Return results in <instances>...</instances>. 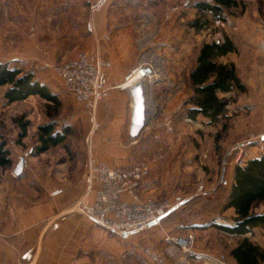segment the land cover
<instances>
[{"label":"rangeland","instance_id":"1","mask_svg":"<svg viewBox=\"0 0 264 264\" xmlns=\"http://www.w3.org/2000/svg\"><path fill=\"white\" fill-rule=\"evenodd\" d=\"M16 1L21 4V11L27 10L28 7L24 4L26 0ZM193 1L195 0H107L98 11L92 13L90 4L82 0L87 8L88 23L91 22L93 26L92 17L107 9L115 18L116 27L125 26L132 31L131 45L136 43L139 46L134 50L137 61L141 63L153 60L159 75L158 81L165 78L166 72L179 74L181 88L190 95L192 91L188 73L196 62L199 49L210 41H218L227 36L234 43L236 51L219 62L233 63L238 78L247 90L245 93L234 91L225 95L228 106L224 117L216 125L207 126L205 120L199 118L194 124L184 121L180 127L179 120L184 119L185 110L182 106L175 118L178 128L173 129L177 131V137L172 135L163 138L153 134L152 137L141 140L139 152L145 155L146 160L133 162L146 165L149 172L144 178V196L147 198L140 190V199L167 205L181 201L160 225L125 238L103 230L104 235L90 237L88 242L81 241L80 247L64 248L65 254H89L97 257L96 264H178L177 253L169 251L170 242L166 239L191 234L194 237L191 247L194 254L190 264H206L205 255L222 257L225 264H235L230 250L242 238L226 236L212 225L234 224L233 212L223 209L233 180V170L240 162L243 164L249 158L264 156V0H239L245 4L244 12L238 14L241 9H237L235 13L238 15L232 19L231 26L224 24L221 27L214 23L202 32L190 30L186 26L196 17L192 8ZM37 2L38 0L29 1L33 6L31 9L38 11L41 8ZM0 13L10 19V0H0ZM35 32V26H30L27 31L29 41L35 38ZM165 41L169 45L163 46ZM110 42L111 33L108 31L104 35L94 36V52L99 50L104 60H107ZM61 57H45V60H49L45 64L31 61L23 65L25 71L32 72L36 79L58 97L61 103L59 108L36 96L17 104L2 105L1 93L4 88L0 90V137L6 140L14 158L10 169H0L1 175L7 171L10 178H17L14 167L20 159L25 158L28 163V159L35 155L33 151L37 142V128L48 121L55 122L59 132H63L65 127L72 132L63 145L49 150L54 153L55 158H58L57 151L68 152L72 142H76L80 136L85 146V140L92 129L89 115L82 105L79 104V107L72 101L52 71L53 66L62 63ZM151 116L149 114L147 117L148 125L154 122ZM20 119L30 125L26 139L17 146ZM98 124L101 127L105 122L98 121ZM94 138L93 134V145ZM24 141L26 144H23ZM125 144L126 148L137 153L130 141L127 140ZM29 150L32 151L31 154H28ZM239 154L240 160L236 162ZM152 157L156 159L147 161ZM255 213L264 214V203L257 206ZM66 216H71L78 222L89 221L78 213H70L50 218L48 224L51 226V221H55L59 225L65 222ZM94 226L99 227L96 224ZM246 235L253 244L264 250V228L258 227ZM103 253H111L113 256L110 259L108 256L104 257Z\"/></svg>","mask_w":264,"mask_h":264},{"label":"crops","instance_id":"2","mask_svg":"<svg viewBox=\"0 0 264 264\" xmlns=\"http://www.w3.org/2000/svg\"><path fill=\"white\" fill-rule=\"evenodd\" d=\"M29 1L24 3L28 8L23 12L19 2L10 0V19L0 13V64L7 62L15 67H23L31 61L45 64L50 56H62L61 62L68 61L80 52H94V36L111 33V48L107 54L111 62L108 71L111 89L106 100L98 104L96 113L97 120L105 124L94 133L93 152L99 162L112 167L130 166L135 160H146L139 152L141 140L153 134L163 138L178 136L177 131H173L178 128L175 118L190 94L181 88V76L173 71L166 72L163 80L150 86L141 81L146 124L137 139L128 135L133 105L128 88L122 86L139 63L134 52L139 46L131 45L130 28L116 27L115 18L104 9L92 17L94 34L87 33L89 19L82 0H38L41 7L38 11L31 9ZM33 25L35 38L29 41L27 31ZM164 45L169 43L165 41ZM45 57L48 58L45 60ZM149 114L154 121L150 125ZM184 121L179 120L180 127ZM82 140L80 136L72 142L68 152L57 151L58 158L50 149L47 153L35 154L17 178H10L7 171L2 175L0 172V264H96L95 256L65 254L63 249L80 247L81 241L104 235V229L89 221L78 222L71 216H66L56 230L48 224L50 218L70 214L69 210L85 193L83 163L87 151ZM127 140L131 147H136L137 153L126 148ZM153 159L156 157L147 161ZM145 182L141 183L143 196ZM228 210L236 217L234 209ZM24 254L26 258L22 257ZM103 256L111 259L113 254L103 253Z\"/></svg>","mask_w":264,"mask_h":264},{"label":"trees","instance_id":"3","mask_svg":"<svg viewBox=\"0 0 264 264\" xmlns=\"http://www.w3.org/2000/svg\"><path fill=\"white\" fill-rule=\"evenodd\" d=\"M245 4L239 0H213L205 3L195 0L192 8L196 17L186 26L190 30L202 32L208 30L215 22L231 26L232 19L243 14ZM241 9L238 14L235 12ZM234 43L227 37L218 41H210L201 46L196 56V62L189 71L191 95L183 102V118L196 123L199 118L205 120L207 126L216 125L224 117L228 106L226 94L232 92L245 93L246 87L241 83L233 63H221L220 59L235 53ZM2 105H13L26 101L32 96L39 97L46 103L59 108L58 97L51 93L48 87L25 71L23 67L0 64V90ZM20 131L16 145L26 139L29 123L18 120ZM68 127L63 132L57 130L53 121H48L37 128V145L33 153H47L49 149L63 145L71 135ZM13 154L8 143L0 137V169H10L13 166ZM233 180L223 203L224 211L234 209L236 217L233 225L214 223L219 232L226 236L242 238L230 251L235 264L264 263V250L253 244L246 236L253 229L264 228V214L255 213L259 204L264 203V156L249 158L243 165L236 166L232 174Z\"/></svg>","mask_w":264,"mask_h":264},{"label":"built area","instance_id":"4","mask_svg":"<svg viewBox=\"0 0 264 264\" xmlns=\"http://www.w3.org/2000/svg\"><path fill=\"white\" fill-rule=\"evenodd\" d=\"M106 1L86 0V3L90 4V10L93 13L98 11ZM203 1L205 3L213 2V0ZM215 24L221 27L224 25L220 22H215ZM86 28L87 33H93L91 22L87 24ZM105 37L108 39L107 35ZM110 68L111 62L104 60L98 50L90 54L80 52L75 58L53 66L52 71L62 83L65 92L73 98L76 104L85 108L92 128L85 140L87 151L83 163L85 193L69 211L78 213L109 233L125 238L154 227V225H160V222L179 206L181 201L172 205L143 201L140 199L139 192L141 183L149 172L146 165L137 163L130 166L112 167L96 159L93 152V134L99 127L96 113L98 104L106 100L111 89L110 76L108 75ZM135 76H139V80L148 85L155 84L159 78L155 62L146 60L139 63L127 75L125 82L132 80ZM31 152L29 150L28 154ZM28 154L25 156L27 157ZM240 156L241 154L236 157V162H239ZM22 160V168H24L27 161L25 158ZM241 165H243L242 162L239 166ZM51 226L53 229L58 228L55 221H51ZM166 241L170 242L169 251L174 250L177 253L178 264H190L194 254L191 251L194 242V237L191 234H186L184 237H169ZM26 255L24 254L22 257L26 258ZM204 258L206 264H225L222 257L205 255Z\"/></svg>","mask_w":264,"mask_h":264},{"label":"water","instance_id":"5","mask_svg":"<svg viewBox=\"0 0 264 264\" xmlns=\"http://www.w3.org/2000/svg\"><path fill=\"white\" fill-rule=\"evenodd\" d=\"M130 96L132 98V111L130 116V125L128 135L131 139L135 140L139 136V133L143 130L146 124V105H145V93L140 81L135 82L128 88ZM264 138V136H262ZM23 160L20 159L17 165L14 167V174L19 176L22 172Z\"/></svg>","mask_w":264,"mask_h":264},{"label":"bare ground","instance_id":"6","mask_svg":"<svg viewBox=\"0 0 264 264\" xmlns=\"http://www.w3.org/2000/svg\"><path fill=\"white\" fill-rule=\"evenodd\" d=\"M140 81L139 80V76H135V78H133L132 80L125 82L124 85L122 87H126L129 88L131 87L133 84H135V82ZM141 82V81H140Z\"/></svg>","mask_w":264,"mask_h":264}]
</instances>
